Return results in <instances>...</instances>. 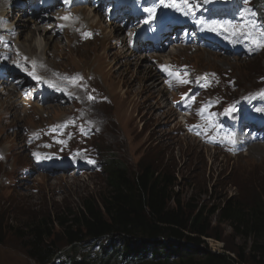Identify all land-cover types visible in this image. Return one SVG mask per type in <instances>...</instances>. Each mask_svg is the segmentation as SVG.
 Masks as SVG:
<instances>
[{"label":"rangeland","instance_id":"374dc122","mask_svg":"<svg viewBox=\"0 0 264 264\" xmlns=\"http://www.w3.org/2000/svg\"><path fill=\"white\" fill-rule=\"evenodd\" d=\"M40 1L55 2V13L41 12V17L53 16L48 18L49 35L55 24L61 22L76 28L67 29L59 37L53 36L46 56L45 43L39 33L34 34L33 23L22 32L21 38L11 40L17 42L19 53L28 62L33 64L36 58L41 62L36 68L55 85L52 88L57 99L50 102L51 93L44 79L38 96L30 102L19 100L13 92L5 95L8 91L4 85L21 88L15 81L23 77L35 83L15 68H5L8 74L15 72L16 79L8 80L6 76L0 79V225L3 227L0 228V264H37L28 254L26 241L21 240L26 227L31 220L49 214L52 218L68 216L79 210L84 200L103 196L108 157H115L129 172H137L142 162H157L158 168L177 178L173 198L188 211L204 208L209 212L230 199L250 203L255 197L264 198V131L251 135L260 144L250 138H237L235 144L223 139L237 131L238 124L232 121L235 119L232 116L257 113L253 107L261 102L264 109V95H260L264 93V48H252L246 37L237 35L239 44L232 40L231 46L242 49L243 53L236 55L226 47L232 39L227 32L210 31L206 26L213 21L224 24L254 21L258 31L264 28V0H189L196 6L189 15L165 7L159 0H133L143 22L148 17L143 8L156 7V25L149 29L154 41L139 43L137 38L142 35V29L129 30L125 22L109 20L107 13L113 7L110 11L97 8L90 12L86 8L95 0ZM0 2L3 4L4 0ZM171 2L165 0V4ZM3 6H0V32L6 36L2 31L14 25L11 20V26L5 25ZM93 15L97 18L86 23ZM99 21L100 24L94 25ZM101 32L102 37L113 39L112 49L103 50L93 44L78 51L70 49L76 39L96 40ZM31 35L34 39L27 41ZM228 35L233 34L228 32ZM122 39L127 40L128 48ZM56 43L60 50H54ZM94 52L100 57L94 56ZM151 67L159 82L156 88L152 80L142 79ZM164 67L191 83H178ZM93 94L101 106L97 109L101 119L98 125L86 118V104L96 106V98H88ZM202 107L206 109L204 118L198 114ZM229 108L235 111L227 115L225 109ZM65 124L67 127H62ZM53 129L60 131L56 133ZM243 134L248 135L247 129ZM36 136L43 137L40 143H47V152L55 154L51 163L63 158L59 164L35 166V149L29 141ZM218 143L223 144V150ZM62 165L64 168L60 170ZM209 234L211 238H205L207 246H200L201 249L209 247L213 252L232 257L241 253L243 243L229 225L213 218ZM61 239L62 236L54 240ZM57 246L61 251L69 249L62 242ZM66 261V257L59 255L51 264H66Z\"/></svg>","mask_w":264,"mask_h":264},{"label":"trees","instance_id":"16d2710c","mask_svg":"<svg viewBox=\"0 0 264 264\" xmlns=\"http://www.w3.org/2000/svg\"><path fill=\"white\" fill-rule=\"evenodd\" d=\"M108 158L103 196L84 200L68 216L49 214L28 224L21 240L37 264H51L59 255L66 264H264V198L188 211L174 201L177 178L157 162L129 172ZM213 218L242 241L237 257L201 249L211 238ZM59 242L69 249L61 251Z\"/></svg>","mask_w":264,"mask_h":264},{"label":"bare ground","instance_id":"6f19581e","mask_svg":"<svg viewBox=\"0 0 264 264\" xmlns=\"http://www.w3.org/2000/svg\"><path fill=\"white\" fill-rule=\"evenodd\" d=\"M12 1L13 0H4L3 4H1V2H0L1 7L4 5L2 15H4L3 21H4L5 25L7 27L11 26L10 20L12 21V24L14 25V27L12 29H7V30L2 31V32H6V34H7L6 36H2V34L0 32V38L4 42L1 45L2 50H0V77L5 78V76H6L8 80L16 79L15 72H11V74H8L7 70L5 69V68H8L7 66H11V67L15 68L16 70H18V72H22V73L28 75L29 78H31L35 81V83H32L29 79H27L26 77H23V78H21V80L15 81L17 83V86L21 85V88H18L16 86H14L13 84H12V88L8 84L4 85V87L7 86L5 91H8V93H6L5 95H9V92H13V93L18 95L19 100H21L23 102H30L33 98H36L38 96V93H39L38 91L40 90V88H42V83H43L42 79H44V82L48 85L49 91L51 93L49 95L50 96L49 100H50V102H54L57 99V95L55 94L52 86H50L49 83H47L48 81H50L52 83V81L47 79L46 77H42L45 75L40 74L38 69L36 68V66L41 62L39 60H37V58H36L35 67H33V64H31L30 61L28 62V60L19 53L17 42H15V41L12 42L11 40L21 38L22 32L27 30L29 28V26H31L33 23L34 26H36V28L34 29V31H35L34 34L39 33L40 37L43 39V42L45 43V48L43 50V53L46 56L47 46L49 44L51 45V43L53 42L52 41L53 36L59 37L67 29L72 30L73 28H76L75 27L76 25L72 26L71 21L68 22L69 25H71V26H68L62 22L55 24L56 25L55 30L52 32V34L49 35L50 30L47 29V26H48V23L50 22V19L53 18V16L41 17V12H43V9L42 8H39V9L35 8L36 7L35 5H37L39 3L41 4L40 0H21L20 2H18V1L14 2L13 1V3H11ZM46 6H48L47 9H50L55 13V10H53L55 8V2L46 4ZM56 9H57V11H61V8H56ZM86 9L90 12L94 11L92 9L89 10V6ZM233 12L234 11H232L231 13H233ZM97 16H98V14H97ZM97 16L93 15L92 17H89L88 19H86L85 22L87 23L88 20L95 19V18H97ZM49 17H50V19L48 20ZM100 23H101V21L94 22V25L97 26ZM42 27H45V28H42ZM116 32H118V31L116 30ZM42 35L45 38H43ZM102 35L103 34L101 32V34L96 38V40L94 38L91 41H82V40H78V39L75 40V37H70V40L71 39L75 40L74 42H71L72 46L70 47V49L74 50V51H78V50L85 48L86 46H88L90 44L99 45L98 48H101L103 50L104 49L106 50V47H107V50L112 49L111 44L113 42V39L108 38L106 36L102 37ZM227 36H228V38H232V39H231V41H229V43L226 45V47H229L236 55H241L243 53L242 49H236V46L234 48H232V46H231L232 40H235L237 42V45L239 44V39H238L237 35L229 36L228 32H227ZM100 37H102V38L100 39ZM31 39H34L33 35H31L29 37V39H27V41L31 40ZM97 41H102L105 44L100 45ZM9 42H11L14 45V47H11ZM125 42H126V45L128 48L127 40L122 39V43H125ZM36 44L38 45V42ZM58 44L59 43H56L54 45V50H60ZM254 46L255 45H251L252 48H254ZM226 47L223 50H225ZM213 52H216V51H213ZM93 55L96 57H100V54H98L97 52H94ZM156 56H158V55H156ZM87 58H92L93 60L96 59L94 57H87ZM40 59H41V57H40ZM222 63H224V61H222ZM50 64H51L50 62H47V65H50ZM89 64H91V63H89ZM146 70H147L146 77L144 76V78H142V79L143 80L144 79L152 80L153 85L156 88V86L159 85V82L156 79V73L154 72V69L151 67V68H148ZM58 72H59V70H58ZM186 72H188V71H186ZM29 73H34V75L39 78L38 84L36 82V78H33V75H29ZM8 77H11V78H8ZM214 82H222V81H214ZM23 83H24V85H23ZM4 84H5V82H4ZM79 86H81V85L79 84ZM31 87H34L35 90L30 91ZM210 88H211V86H210ZM208 90H206L205 92H206V94H208V96L210 98L211 96H210ZM62 92L64 93L63 90H62ZM94 94L92 95V97L96 98V106L93 107L90 102H88L86 104V112H87L86 118L90 122L98 125L101 119L97 115V109L100 108L101 106L99 105V103L97 101V96H95ZM8 100H10V98H8ZM47 102H48V98H47ZM262 104H263V102L258 103L253 107L257 111V113H247V114L246 113H244V114L238 113L237 115L232 116V117H235V119H232V121H234V123L238 124V128H237V131L235 133V139L240 138L242 140H246L247 138H250V140L252 142L260 144L251 135H253V133L257 132L258 130L264 131V109H263ZM257 109H260V110L258 111ZM245 129H247V131H248L247 136H245L243 134ZM56 130L60 131L59 129H55L56 133H57ZM249 131L252 134H250ZM83 133H84V135H89L88 131H83ZM41 141H43V137H39V136L33 137L29 141L30 144L35 149L34 154H39V158H37V156L35 155V158H36V162H34L35 166L38 164H40V165L41 164H46V165L47 164H54V165L59 164V161L62 160L63 158L56 160L55 161L56 164L51 163V162H53V160H51V157L55 158V156H54L55 154L47 152L48 144L47 143H40ZM218 146H219V149H222V150L224 149L223 144L218 143ZM244 146H246V143H244ZM241 148L242 147H238V149H241ZM68 160H70V159H68ZM71 161L76 162V163H80V162H78V160H71ZM60 167H62L60 170H63L64 166L62 165Z\"/></svg>","mask_w":264,"mask_h":264},{"label":"snow or ice","instance_id":"6c2138e0","mask_svg":"<svg viewBox=\"0 0 264 264\" xmlns=\"http://www.w3.org/2000/svg\"><path fill=\"white\" fill-rule=\"evenodd\" d=\"M159 3L164 5L165 7H171L175 8L177 11L183 12L185 15H189L191 12L194 11V8L196 6L192 5L189 3V0H180V2H177V0H172L171 3L165 4V0H159ZM143 11L148 14L147 19L145 20V23H150L154 18H155V13H156V7H145L143 8ZM245 12L250 11L249 9H245ZM64 19H69V17H64ZM202 25L205 23L203 21H199ZM207 28L210 31H223V32H230L233 35H241L246 37L253 45L256 46V48H264V28H259L258 25L254 21H246L245 23L242 24H232V23H219V22H211L207 23ZM0 43H3V40L0 39ZM19 66V65H18ZM33 67H35V62H33ZM164 71L168 72L169 76H173L176 78L178 83L180 84H187L191 83V81H188L187 79L182 78L178 73H174L169 70L168 67L163 68ZM29 75H33V78L39 79L34 75V73H29ZM50 86L55 87L50 81H48ZM260 95H264V93H261ZM89 99H93V97L89 96ZM187 98V97H186ZM258 111L260 109H257ZM206 109L201 108L199 110V113L202 118H204V113ZM232 111H235L234 108H229L225 109V114L230 115ZM215 127V125H212ZM62 127H67V124L63 125ZM199 127V126H197ZM55 131V129H53ZM224 140H227L228 143L230 144H235L236 139H235V134L230 133L227 134L223 137ZM60 143H64V141H59ZM39 158V154H34Z\"/></svg>","mask_w":264,"mask_h":264}]
</instances>
